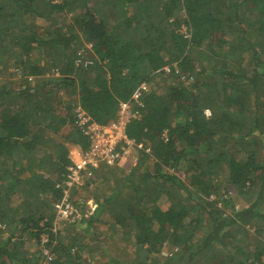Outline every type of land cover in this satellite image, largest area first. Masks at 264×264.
Instances as JSON below:
<instances>
[{
  "label": "trees",
  "instance_id": "obj_1",
  "mask_svg": "<svg viewBox=\"0 0 264 264\" xmlns=\"http://www.w3.org/2000/svg\"><path fill=\"white\" fill-rule=\"evenodd\" d=\"M141 84L133 170L88 166L67 189L89 145L77 109L109 124ZM65 192L81 218L55 223ZM43 250L264 264V0H0V264Z\"/></svg>",
  "mask_w": 264,
  "mask_h": 264
},
{
  "label": "built area",
  "instance_id": "obj_2",
  "mask_svg": "<svg viewBox=\"0 0 264 264\" xmlns=\"http://www.w3.org/2000/svg\"><path fill=\"white\" fill-rule=\"evenodd\" d=\"M146 90L147 86L141 84L131 100L120 105L115 120L106 125L92 121L83 111L77 109L78 125L82 127L84 135L89 139V145L80 163L68 168L69 174L65 182L67 189L72 185L83 184L81 172L88 166L97 167L99 164H104L107 167H114L119 165L124 157L130 155L131 147L136 143L126 136L125 128L133 119L140 117L137 107L140 105L139 99L142 92ZM137 147L141 148L142 145L138 144ZM87 205L91 211L94 210L95 205L91 201H88ZM55 209V223H70L81 218L80 212L69 202L67 192L62 201L55 205Z\"/></svg>",
  "mask_w": 264,
  "mask_h": 264
},
{
  "label": "rangeland",
  "instance_id": "obj_3",
  "mask_svg": "<svg viewBox=\"0 0 264 264\" xmlns=\"http://www.w3.org/2000/svg\"><path fill=\"white\" fill-rule=\"evenodd\" d=\"M205 113H206V115H209V112L207 110L205 111ZM134 159H135L134 158V151L132 150V151H130V155L124 157L121 160V162H119V165H118L119 167L118 168H120L121 170H123V172L125 174H128L130 172V170H133V168H134L133 167V163L135 162ZM77 163H80V162H77ZM120 164H122V165L120 166ZM181 179L184 180L183 177H181ZM20 199H21V195L19 193L14 194L13 197H12V200H13L12 205L18 204V202L20 201ZM241 203H242V205L244 204L242 201H241ZM157 205L164 206L163 203H162V201L158 202ZM57 226L58 227H62V224H59V225L57 224ZM248 230H249L250 233H252V230L253 229L251 227H249ZM111 231L112 230H109V228L106 227V229L101 232L102 235L106 239L104 241V243L108 247L114 245V246H117L118 249L125 248V245L120 244V242H122L121 241L122 238L120 236H117V234H120L122 230L121 229H117L115 231V233H112ZM97 245H99V244H97ZM97 245H96V243L92 244V248H95ZM109 249H112V248L109 247ZM45 252H46V254H45ZM167 252H168V247L166 245H164L162 247L161 255L162 254H167ZM42 253H43V255L45 256L46 259H44L41 263L42 264H50L51 260L53 259V256H51V257L49 256V251L48 250H43ZM99 255H100V253H99ZM84 257L86 258V255H84Z\"/></svg>",
  "mask_w": 264,
  "mask_h": 264
},
{
  "label": "crops",
  "instance_id": "obj_4",
  "mask_svg": "<svg viewBox=\"0 0 264 264\" xmlns=\"http://www.w3.org/2000/svg\"><path fill=\"white\" fill-rule=\"evenodd\" d=\"M122 164H120V166H121ZM118 166V165H117ZM133 166H134V164H133ZM114 167H116V166H114ZM119 167V166H118ZM112 168V167H111Z\"/></svg>",
  "mask_w": 264,
  "mask_h": 264
},
{
  "label": "clouds",
  "instance_id": "obj_5",
  "mask_svg": "<svg viewBox=\"0 0 264 264\" xmlns=\"http://www.w3.org/2000/svg\"><path fill=\"white\" fill-rule=\"evenodd\" d=\"M206 114V113H205Z\"/></svg>",
  "mask_w": 264,
  "mask_h": 264
}]
</instances>
